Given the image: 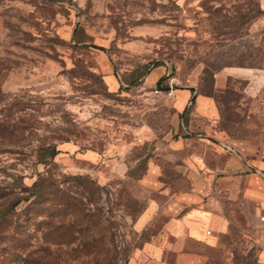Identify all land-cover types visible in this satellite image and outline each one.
<instances>
[{
  "label": "rangeland",
  "instance_id": "1",
  "mask_svg": "<svg viewBox=\"0 0 264 264\" xmlns=\"http://www.w3.org/2000/svg\"><path fill=\"white\" fill-rule=\"evenodd\" d=\"M193 87L216 116L195 101L183 125ZM263 112L264 0H0V264H176L164 225L186 195L227 222L187 251L264 264L249 172L212 171L262 148Z\"/></svg>",
  "mask_w": 264,
  "mask_h": 264
},
{
  "label": "crops",
  "instance_id": "2",
  "mask_svg": "<svg viewBox=\"0 0 264 264\" xmlns=\"http://www.w3.org/2000/svg\"><path fill=\"white\" fill-rule=\"evenodd\" d=\"M166 71V67L163 66L162 71L150 79L151 82L154 84L157 83ZM240 73L242 72H238L237 74L240 75ZM180 91L181 94H179L175 106L177 108V115L181 116L180 118L183 125L185 124L184 116L187 110L186 107L187 105H192L195 101L196 107L192 112L194 117H202V119L206 121L216 116V111L211 106L209 99L198 96L196 93L194 96L195 98H192V89H184ZM261 115V120L264 124V112ZM231 145L235 150H238L245 159L241 160L239 155L235 152L228 158L224 157L225 162L219 170L215 169L212 171L249 172V175L247 176L248 183L251 185L249 191L254 193V195L264 203V142L260 143V145H263L261 149L254 144L240 142L232 143ZM232 151H234V149H232ZM111 152H113L112 149ZM194 199L193 195L184 196L182 198V204H180L182 205L180 210H183V206H189ZM171 210L173 213H176V216L173 215L174 217L172 216L166 221L164 230L174 238L171 250L177 255L176 264H206L207 258L204 254L189 252L186 250V247L197 246V242L205 238V236H202L201 234L203 233L202 231L204 230L205 225H209L212 227V230L216 232L217 230H224L227 227V222L217 214H213L209 216V218H206V216H203L197 209H191L185 213L182 212V210L178 212L176 206H173ZM149 217V211L144 212V214L138 218V225H140V227L143 226ZM211 240L214 241V237ZM211 240L209 241L211 242ZM145 250L147 252L150 250L154 251V254L156 255L155 257L157 258L164 253V247H158L153 243H148L145 246Z\"/></svg>",
  "mask_w": 264,
  "mask_h": 264
},
{
  "label": "built area",
  "instance_id": "3",
  "mask_svg": "<svg viewBox=\"0 0 264 264\" xmlns=\"http://www.w3.org/2000/svg\"><path fill=\"white\" fill-rule=\"evenodd\" d=\"M170 76V74H166V76L164 78H162V81H161V85L158 86L157 85V88L155 89V93L156 94H160V93H166V94H172L174 92V85H173V82H171V79H168V77ZM165 79H168L169 82H167V84H165ZM199 136H202V134H198ZM228 147L230 150H232L233 148L230 147V146H226Z\"/></svg>",
  "mask_w": 264,
  "mask_h": 264
},
{
  "label": "trees",
  "instance_id": "4",
  "mask_svg": "<svg viewBox=\"0 0 264 264\" xmlns=\"http://www.w3.org/2000/svg\"><path fill=\"white\" fill-rule=\"evenodd\" d=\"M161 81H162V78L158 80V82H157V85H158V86L161 85ZM49 150L51 151L50 153H51L52 156H56L57 153H58L57 148H49ZM22 191H23V190H22ZM11 194H13V193H8V194L6 195V197H10ZM27 198H28V197L25 198V197H23V196H21V197L18 196L17 199L13 198V199H12V204H11V207H10V208H12V207L15 208L16 206H18V205L21 203L22 199H27Z\"/></svg>",
  "mask_w": 264,
  "mask_h": 264
},
{
  "label": "water",
  "instance_id": "5",
  "mask_svg": "<svg viewBox=\"0 0 264 264\" xmlns=\"http://www.w3.org/2000/svg\"><path fill=\"white\" fill-rule=\"evenodd\" d=\"M192 90H195V88L193 87Z\"/></svg>",
  "mask_w": 264,
  "mask_h": 264
}]
</instances>
